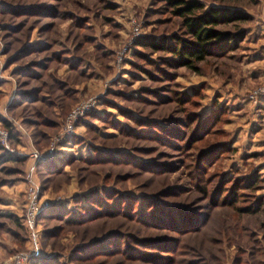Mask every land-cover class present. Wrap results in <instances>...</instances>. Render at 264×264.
I'll use <instances>...</instances> for the list:
<instances>
[{
  "label": "rangeland",
  "instance_id": "1",
  "mask_svg": "<svg viewBox=\"0 0 264 264\" xmlns=\"http://www.w3.org/2000/svg\"><path fill=\"white\" fill-rule=\"evenodd\" d=\"M160 1L0 0V130L12 151L0 146V264L28 249L20 219L30 181L46 206L37 221L40 253L25 264H264V106L247 100L256 85H246L241 66L264 37V0H198L248 16L225 29L253 30L250 43L243 36L199 73L170 69L161 64L166 54L136 46L179 33ZM83 105L66 135L67 115ZM218 107L224 111L213 124ZM51 143L55 151L46 155ZM33 150L37 161L28 157ZM252 177L253 187L236 193L237 207L259 199L257 213L212 207L219 184L229 191ZM104 192L123 201L118 214L66 222ZM115 233L117 243L104 245L114 249L108 257L82 254ZM171 240L178 246L169 254Z\"/></svg>",
  "mask_w": 264,
  "mask_h": 264
},
{
  "label": "trees",
  "instance_id": "2",
  "mask_svg": "<svg viewBox=\"0 0 264 264\" xmlns=\"http://www.w3.org/2000/svg\"><path fill=\"white\" fill-rule=\"evenodd\" d=\"M163 10L168 12V14L178 20V34H170L168 37L160 38H142L137 41L136 46L141 48L149 49L150 52H162L166 54L163 59L162 65L170 68H184L193 73H199L201 70V65L206 62L207 59H222L228 56V54L236 50L243 39L244 30L236 28L231 31L225 29L227 26H235L237 23L245 22L248 20V16L238 9H230L224 6H209L207 8L198 0H161ZM153 65V64H151ZM154 66V65H153ZM177 102L186 103L188 100L176 99ZM217 112V117L214 119V123L219 121V116L223 114L224 109L217 108L214 109ZM196 122V117L190 121V124ZM207 135V132H203L202 135H193L188 143L185 145L186 150H189L191 146L200 142L203 137ZM188 146V147H187ZM204 153L198 154V160L201 161ZM221 154V153H220ZM13 157H6L5 161H15ZM256 179L249 178L240 181L239 183L231 184V189L229 191L224 190L225 183H221L216 187L214 195L211 200L212 207H215V203L224 204L230 208H234L239 214H252L257 213L259 208L263 207V203L259 199L251 201L246 205L237 207L239 199L241 196L236 193L240 189L249 190L253 187ZM203 198L206 197L207 193L204 187L199 189ZM224 193V194H223ZM223 194V195H222ZM222 198V199H221ZM120 197L116 196L109 197L106 192L100 197L98 194L91 197L87 204L89 206H81L80 214L77 216L72 215L70 221H66L73 226L82 225L88 222L95 221L102 216H109L118 214L123 201ZM107 204V205H106ZM120 204V205H118ZM127 205V203H124ZM243 204V203H242ZM153 206V205H152ZM155 206V205H154ZM142 208V207H141ZM156 208V207H155ZM173 210L178 208H172ZM171 212V211H170ZM139 210L134 211L135 216H137ZM183 215L182 213H179ZM186 214V213H185ZM139 216V215H138ZM168 218L175 217L173 213H170ZM183 217V216H181ZM164 224V223H163ZM161 224V225H163ZM118 234H108L102 240L93 243L89 247H99V249H93L92 251L82 253L87 246L81 248L78 252L89 258V254L94 253L96 255L107 256L112 253L114 249H109V247H104V245H110L111 243L116 244L118 239ZM157 244H165L170 242L169 240L160 239L154 241ZM153 242V243H154ZM147 244L152 243V241H146ZM172 249L165 252L172 254L175 249H177L178 242L171 240L170 243ZM163 246V245H162ZM149 248V247H148ZM77 255V259L83 257ZM140 256V254H139ZM142 257H150L149 255H143ZM161 259L160 257L156 258ZM32 264H56L52 259L46 261L41 259H33ZM88 260V259H83ZM163 261V259H161ZM197 261H191L189 264H198Z\"/></svg>",
  "mask_w": 264,
  "mask_h": 264
},
{
  "label": "built area",
  "instance_id": "3",
  "mask_svg": "<svg viewBox=\"0 0 264 264\" xmlns=\"http://www.w3.org/2000/svg\"><path fill=\"white\" fill-rule=\"evenodd\" d=\"M134 35L138 34L137 29H133ZM259 99H264V83L260 84L253 89H251L247 94V100L250 103H257ZM87 106L83 105L80 107L74 108L66 117L65 124L63 127L64 133L67 135L72 132V123L79 116ZM7 132L4 130H0V146L8 151L12 152L8 147L7 142ZM54 145L51 143L46 149V155H51L54 153ZM29 159L33 161H37L41 158V155L36 151H31L28 155ZM46 206V203H40L38 197V189L30 181V184L27 186L25 194H24V212L22 215V227L26 233V240L28 244V249L24 253H20L15 255L12 258V264H25L30 258L36 257L40 253V245H39V231L37 228V221L39 213L42 207Z\"/></svg>",
  "mask_w": 264,
  "mask_h": 264
},
{
  "label": "crops",
  "instance_id": "4",
  "mask_svg": "<svg viewBox=\"0 0 264 264\" xmlns=\"http://www.w3.org/2000/svg\"><path fill=\"white\" fill-rule=\"evenodd\" d=\"M249 33L253 34V30H251L244 36V40L247 42H249L248 41ZM256 35L258 37V34ZM254 46L255 49L253 48V44H252L251 47L253 49H250L246 53H244L245 57H242L241 59V66L244 67L242 71L245 70L246 71L245 74L247 76L246 85H249L250 89L253 88L255 85L257 86L264 83V50H261L264 48V37L257 39V43ZM257 104L264 106V99H259ZM20 221L22 225V217ZM4 255H5V250L0 246V259H2L1 257Z\"/></svg>",
  "mask_w": 264,
  "mask_h": 264
}]
</instances>
